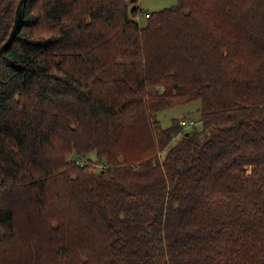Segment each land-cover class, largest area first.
Returning a JSON list of instances; mask_svg holds the SVG:
<instances>
[{
	"label": "trees",
	"instance_id": "1",
	"mask_svg": "<svg viewBox=\"0 0 264 264\" xmlns=\"http://www.w3.org/2000/svg\"><path fill=\"white\" fill-rule=\"evenodd\" d=\"M195 100L200 128L155 118ZM0 264H264V0H24L0 55Z\"/></svg>",
	"mask_w": 264,
	"mask_h": 264
},
{
	"label": "rangeland",
	"instance_id": "2",
	"mask_svg": "<svg viewBox=\"0 0 264 264\" xmlns=\"http://www.w3.org/2000/svg\"><path fill=\"white\" fill-rule=\"evenodd\" d=\"M176 2L177 0H139V4L141 5L144 12L158 10V9L173 5ZM144 20L145 18L142 17L141 18L142 23H144ZM198 106H200V101L195 100L193 102H189L184 105L175 106L174 108H171V109L158 111L154 115H155V118H160V120L162 121V124L165 126H168L171 124V119L173 117H178L181 119H187L186 120L187 126L185 127L186 129L191 128L193 124H196V126L200 128L201 122L199 120L200 111L197 110ZM189 123H191V125H189ZM164 151L166 152L167 149H165ZM89 157L94 160L96 159V155L94 152H92L89 155ZM95 166H96L95 168H97L96 170H98V167L100 165L99 166L95 165Z\"/></svg>",
	"mask_w": 264,
	"mask_h": 264
},
{
	"label": "water",
	"instance_id": "3",
	"mask_svg": "<svg viewBox=\"0 0 264 264\" xmlns=\"http://www.w3.org/2000/svg\"><path fill=\"white\" fill-rule=\"evenodd\" d=\"M23 1L24 0H20L17 6V10H16V17H15V23L14 26L10 32V35L8 36V38L6 39V41L0 46V55L2 54V52L4 51L5 47L8 45V43L10 42V40L12 39V37L15 34L16 28H17V24L19 22L20 19V15H21V11H22V5H23Z\"/></svg>",
	"mask_w": 264,
	"mask_h": 264
},
{
	"label": "built area",
	"instance_id": "4",
	"mask_svg": "<svg viewBox=\"0 0 264 264\" xmlns=\"http://www.w3.org/2000/svg\"><path fill=\"white\" fill-rule=\"evenodd\" d=\"M183 124H186L185 120L182 121ZM192 123V122H191ZM191 123H189V125H191Z\"/></svg>",
	"mask_w": 264,
	"mask_h": 264
}]
</instances>
